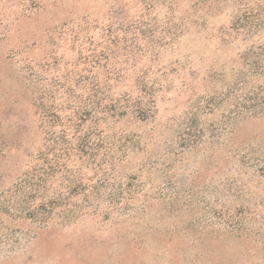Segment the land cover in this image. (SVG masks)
Here are the masks:
<instances>
[{"label": "rangeland", "instance_id": "obj_1", "mask_svg": "<svg viewBox=\"0 0 264 264\" xmlns=\"http://www.w3.org/2000/svg\"><path fill=\"white\" fill-rule=\"evenodd\" d=\"M253 1L0 0V264H264V31L232 25ZM104 87L133 110L114 149L55 166Z\"/></svg>", "mask_w": 264, "mask_h": 264}, {"label": "trees", "instance_id": "obj_2", "mask_svg": "<svg viewBox=\"0 0 264 264\" xmlns=\"http://www.w3.org/2000/svg\"><path fill=\"white\" fill-rule=\"evenodd\" d=\"M238 14L235 15V21L232 24L235 30H241L248 32H259L264 31V0H254L251 4H249L246 8L242 10H238ZM258 50L260 51L261 58L250 64V67L255 70L253 73L259 81L260 78L264 77V44L262 46H258ZM252 54V53H251ZM251 54H247L248 57ZM246 59V58H245ZM111 79L117 81L119 76L117 74H112ZM242 78V77H241ZM244 80V76L243 79ZM107 81L110 80V74H107ZM261 94H264V83L262 86L259 87ZM110 88H92L89 97L87 98V102L83 106V108H79L75 112L74 122H73V134L70 137L69 142H56V139L59 138H49V143L52 147L50 152L51 158L53 157L55 166L59 164V160L66 161L63 155H65L68 151L73 153L72 156L74 157V161L81 166L84 162L88 164H96L99 166L101 164L100 160L98 159L99 155L101 154L103 157H107L112 149H114L115 142L111 140L109 136L110 132L106 129V121L108 119H120L125 116H131L133 114V110L128 108L127 105H122L121 98L115 97L109 94ZM127 98L128 96H124ZM264 99V96L261 98ZM260 104H262L260 102ZM258 104V108H261V105ZM140 108V107H139ZM238 114H242L247 112L248 109L246 106H237ZM45 114L50 115L52 118V126L54 124V118L57 120V116L55 112H45ZM73 121V120H72ZM57 122V121H56ZM55 122V123H56ZM52 135V131L50 132ZM120 137L116 142L120 141ZM51 140V142H50ZM126 149L127 150H134L136 146L140 144V140L136 136L130 137L129 140L125 141ZM49 144V146H50ZM126 153V152H125ZM57 155V158H55ZM125 155V154H124ZM49 161V160H48ZM103 164V161H102ZM49 167H52L50 163H48ZM49 173L43 175V183L49 180ZM81 185L86 186L83 184V180L80 176H77L73 180L72 186V194H78L84 190H81L79 187ZM92 193V192H91ZM60 199L62 198L58 196H53L45 200L39 201V225H44L49 220L50 214L56 209L59 205L61 206ZM228 236L232 237V241L241 244L244 239L241 238L240 235L233 234L231 232H227Z\"/></svg>", "mask_w": 264, "mask_h": 264}]
</instances>
